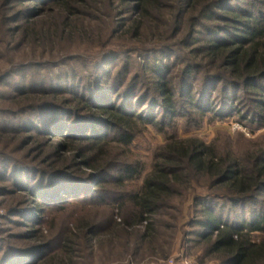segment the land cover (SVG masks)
Instances as JSON below:
<instances>
[{"label": "rangeland", "instance_id": "obj_1", "mask_svg": "<svg viewBox=\"0 0 264 264\" xmlns=\"http://www.w3.org/2000/svg\"><path fill=\"white\" fill-rule=\"evenodd\" d=\"M50 1L0 0V264H18L20 261L25 264H54L45 263L44 260L61 253L62 238L67 229L80 221L97 223L98 233L106 237L114 222L128 219L133 214V206L126 199L120 202L114 200L117 198L115 194L138 189L160 160L163 149L171 143L181 144V141L190 139L203 141L216 151L225 150L239 160L251 153L264 151V77L254 84L247 85L249 82H244L230 89H225L223 83L211 86L205 71L213 73V70L208 66L205 71L201 68V62L206 64L207 60L201 59L200 62V56L193 49L202 46L205 43L203 40L212 36L200 27V34H192L193 19H185L182 30L175 36L172 34L176 27V12L173 14L166 10L162 23L158 24L159 32L165 36L164 40L176 45L175 50L166 53V57L171 56L169 63L164 59L165 55L152 56L133 49L134 44L143 43L146 49H150L155 46L152 41L147 39L138 42L130 36H119L120 24L124 20L128 23L135 15L136 10L128 6H132L133 1L127 4L122 3V0H102V4H99L100 13L94 11L93 16L84 18L88 36L64 37L52 44L24 38L17 29L26 24L28 15L41 12L32 16L35 19L52 16L49 9L54 7L57 10L58 7ZM250 1L264 10L261 0H232L230 4L245 7ZM228 23L229 20L219 19L212 25L218 32ZM223 36L225 33L221 32L220 37ZM140 39H144V36ZM158 57L167 63L169 84L181 97V115L145 127L138 122L141 130L135 135L130 151L122 155L119 154L123 150L122 146L115 149L122 162L129 159L137 163L141 172L133 177L128 176L120 185L111 178L117 176L116 172L104 176L103 191L114 194L103 203L90 200L86 195L68 202L41 204L38 212L34 210L35 205L30 201L32 196L29 193L50 192L53 189L51 186L55 185L54 178L62 175L58 174L60 171L51 172L44 162V157L50 158L57 141L62 138L41 133L37 140L30 142L28 136L35 131L20 129L28 127L26 125L29 123L26 124L24 120L27 121L35 113L22 112L26 104L21 92L29 86L38 90L39 84L53 80L60 85H71L72 89L76 86L78 89L84 82L105 75V86L120 81L116 103L123 99L126 90L124 84H134V94L141 97L136 109L138 112L145 111L149 116L153 110V98L141 94L146 90L154 94L155 75H151L147 67L150 68ZM187 62H192L193 68L189 78L186 77L188 82L184 83L183 70ZM186 89H190V95L195 94L196 107L186 101ZM209 90L211 108L201 110L198 107L202 106L201 102ZM54 95L58 99L73 97L70 93L48 92L44 99L50 100ZM71 105L76 107V102ZM230 105L233 110L228 107ZM155 112L160 116L162 110L158 108ZM178 169L181 172V167ZM82 172L78 171L77 174L84 175ZM87 173L90 175V170ZM89 175L74 179L83 183V189L88 187L92 190L96 180ZM185 182L173 186L168 204L154 215L156 234L152 250L148 247L137 249V241L126 239L123 235L109 241L105 238L100 242L96 236L92 241H89L90 237L87 240L82 237L78 239L73 264H220L221 257L211 250L203 237L206 230L198 223L203 214L197 197L210 195L218 201L217 211L222 210L226 214L232 211V220L241 213L249 223L254 219L255 210L264 209V192L257 196L256 204L234 206L224 199L215 198L220 194L219 191L203 179L188 176ZM29 184V191L22 188ZM118 203L123 204L121 208H116ZM39 231L45 235L44 240L33 238L40 234ZM252 235L257 241L264 233L254 231Z\"/></svg>", "mask_w": 264, "mask_h": 264}, {"label": "trees", "instance_id": "obj_2", "mask_svg": "<svg viewBox=\"0 0 264 264\" xmlns=\"http://www.w3.org/2000/svg\"><path fill=\"white\" fill-rule=\"evenodd\" d=\"M129 1H133V5L128 6L136 10L135 15L128 23L124 20L120 24L119 36L121 38L130 36L138 42L148 39L155 44L150 49H146L144 43L134 44L133 49L138 53L144 51L147 55L166 57V53L176 49V45L171 44L169 40L165 41L164 34L158 30V24L162 23L166 10H169L173 14L176 12V27L172 36L182 30L183 22L187 18L193 19L192 34L199 33L198 27H200L212 36L208 40H203L205 43L202 46L193 49V52L200 56V62L201 59L207 60L206 64L201 62V68L204 71L208 67L213 70V73L205 71L209 82L212 83L211 86L223 83L225 89H230L244 82H249L247 85L254 84L264 77V10L259 9L254 1L246 3L245 7L231 5L232 0H122L121 2L128 4ZM50 2L58 7L57 10L54 7L49 9L52 16L47 19L39 17L35 19L32 16H37L41 12L28 15L25 19L26 24L17 29L24 38L52 44L64 37L88 36L84 18L93 16L94 11L100 13L99 4H102V0H51ZM261 2L264 4V0ZM219 19L229 20L230 23L217 32L214 29L215 25L212 24ZM221 32H224L225 36L220 37ZM143 36L144 39H140ZM170 58L171 56L164 59L170 63ZM164 59L158 57L153 60L150 68L147 67L151 75H155L156 84L153 88L154 94H150L151 91L147 90L141 94L153 98L151 103L153 110L149 112V116L145 111L138 112L136 109L141 97L134 94V84L129 82L124 84V87L121 84L126 90L122 95L123 99L116 103V92H119L117 85L119 86L120 81L116 80L118 84L108 83L105 86L107 83H104L105 75L84 82L78 86V89L76 86L72 89L71 85H60L58 81L53 80L39 84L38 90L29 86L21 92L26 104L22 112L35 113L28 119L29 121L24 120L26 124L29 123V125L25 124L28 127L20 129L26 132L35 131L28 136L30 142L37 140V136L41 133L62 138L57 141L50 158L44 157L46 159L44 162L48 164L46 167L51 172L60 171L58 174L62 175L54 178L55 185L51 186L53 189L50 192L29 193L32 196L29 200L35 205L34 210L38 212L41 204L68 202L86 195L90 200L103 203L114 194L103 191L104 176L116 172L117 176L111 178L120 185L128 176L133 177L141 172L137 163L129 159L122 162L115 149L122 146L123 150L119 153L122 155L130 151L135 135L141 130L138 122L145 127L147 124L164 123L168 117L181 115L179 111L181 97L176 95V91L169 84V71ZM192 68V62H187L183 70L184 83L188 82L186 77L190 75ZM48 92L65 93V95L70 93L73 97L58 99L54 95L50 100L44 99L47 98ZM187 92L186 101L196 107L195 94L190 95V89ZM27 94L29 95L26 96ZM210 97L211 91L206 95V100L201 102L202 106L198 108L210 110ZM30 101L32 102L28 103ZM73 102H76V107H72ZM228 107L233 110L232 105ZM158 108L162 110L160 116L155 112ZM163 152L151 174L143 179L138 189L115 194L117 198L114 200L126 199L133 206V214L130 218L114 222L110 234L107 233L106 237L98 233L100 230L97 223L78 222L67 229L62 238L61 253L48 257L44 262L73 264L78 239L82 237H85V240L90 237L89 241H92L96 236L100 242L105 238L109 241L123 235L126 239H135L138 244L137 249L148 247L152 250L156 234L154 215L168 204L173 186L186 183L188 176L207 181L220 193L215 198L224 199L223 201L230 202L234 206L256 204L257 196L264 192V151L262 150L239 160L225 150L218 152L203 141L190 139L181 141V144L171 143L163 149ZM41 153L43 155L42 151ZM178 167H181V172ZM81 170L84 175L77 174ZM88 170L91 172L90 175L87 173ZM86 175L96 180L95 188L92 190L88 187L83 189V183L74 179ZM30 186L31 184L22 188L29 191ZM197 202L202 206L203 217L198 223L206 230L203 237L211 250L221 257L220 264H264V236L256 241L255 236L252 235L254 231L264 233V209L255 210L254 219L247 223L241 213L235 215V219L232 220L230 214L232 211L228 214L222 210L217 211L218 201L210 195L197 197ZM121 205L123 204L118 203L116 208H121ZM30 214L33 215L32 212ZM237 217L240 219L238 220ZM39 233L33 238L44 240L45 235L42 231ZM18 264L25 262L20 261Z\"/></svg>", "mask_w": 264, "mask_h": 264}]
</instances>
